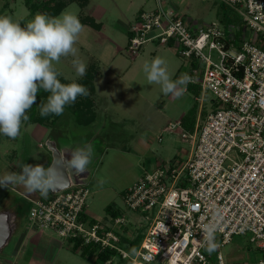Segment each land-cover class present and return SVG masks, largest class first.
Listing matches in <instances>:
<instances>
[{"label":"built area","instance_id":"2783aa9c","mask_svg":"<svg viewBox=\"0 0 264 264\" xmlns=\"http://www.w3.org/2000/svg\"><path fill=\"white\" fill-rule=\"evenodd\" d=\"M222 1L239 9L242 29L218 20L188 24L162 0L129 23V56L148 42L177 46L190 60L187 74L194 82L189 84L213 92L219 105L201 111L192 132L180 120L168 124L167 130L179 125L182 136L190 138L186 158L146 170L124 192L128 209L151 213L137 255H126L130 249L123 246L128 227L123 211L105 219L88 213L87 185L35 199L30 227L51 230L73 244L78 240L80 250L94 245V258L109 251L100 264H209L214 254L217 264H236L221 251L236 234H250L263 250L256 264L264 261V0ZM214 221L222 229L216 233L220 247L209 255L202 229Z\"/></svg>","mask_w":264,"mask_h":264},{"label":"rangeland","instance_id":"374dc122","mask_svg":"<svg viewBox=\"0 0 264 264\" xmlns=\"http://www.w3.org/2000/svg\"><path fill=\"white\" fill-rule=\"evenodd\" d=\"M4 1L9 3L4 7L3 1L0 0V9L3 10L1 12L20 22L22 27L32 20L37 13H41L40 10H33L31 13L32 10L24 0ZM162 2L165 7H170L181 14L188 24L199 25L218 20L223 26L232 25L238 30L242 29L244 25L243 15L239 9L222 0H162ZM157 3L158 0L143 2L144 10L156 8ZM136 6L134 3L131 4L129 0H118L117 2L113 0H91L84 7H81L78 2H73L63 12L67 11L76 15L93 13L98 16L103 11L99 8L101 7L107 10H104V13L111 10L112 16H116L118 13L121 14L122 9L124 14L121 21L127 23L128 18L135 15ZM144 10H140L137 17ZM90 31L96 33L93 27L86 26L75 45L78 49L79 58L87 64L94 56L98 59L99 49L101 52L99 56L103 60H108L114 52L113 49L109 51L106 48L102 53L101 45L92 43L90 37L88 40L85 37ZM103 32L107 33L104 30ZM248 33L252 34L251 31ZM214 55H216L215 51ZM157 56L166 61L167 70L172 80H176L181 74L190 71V60L181 56L178 47L172 44L160 45L155 41L148 42L137 57L129 56L124 51L121 54L124 64L136 60L134 63L136 72L134 73L132 70L133 79L131 80L127 72L122 73L124 75L122 78H114L108 82L106 79L99 81V90L112 96V107L115 108L112 110V115L103 114L98 123L93 120L89 123H80L65 108L63 115H60L50 126L53 130L52 136L59 141L75 142V140H82L85 145H93L94 153L91 163L88 165L89 179L86 184L90 188V195L86 204L87 211L92 217L98 219H105L106 207L110 204L123 211L128 216L127 237L125 236L123 239L125 243L123 246L128 249L130 247L127 243L133 238L138 236L142 238L144 235L149 223L146 216L151 215V213L128 209L123 199L124 191L146 170H151L169 159L184 160L186 158L191 148L190 138L182 136L179 125L172 131L166 130L165 127L168 124L189 114L190 110L195 109L197 116L204 109L210 110L219 106L213 92L208 90L203 93L198 85L197 90H186L177 99L171 94H163L160 85L149 84L143 71V65L146 61L150 62ZM72 59V56L62 57L55 67L61 75L63 74L72 82L80 83L83 81V77L77 76L75 70L67 68V64L72 63ZM101 68L104 77L110 76L106 67L102 65ZM136 89L139 90L138 92H143L144 98L136 93ZM120 105H124L123 107L128 109L130 113L117 111L116 109ZM139 106H141V110H139ZM21 128L20 136L14 139L18 143V150L14 156L16 163L13 168L14 172L18 173L21 172L19 164L37 165L43 161L46 151L51 152L47 144V136L34 135L30 130L31 127ZM0 137L5 138V142L8 140L2 134ZM8 145L10 146L9 142ZM99 179L105 181L102 186L98 183ZM14 201L18 202L20 210L19 224L0 255L10 252L15 245L16 237L26 230V226H30L28 202L22 197L16 196L15 192L7 187L0 191V207L6 202ZM47 232L54 238L53 245L48 251V257L53 259L52 264H99L95 262L94 256L86 258L78 253L77 249H74L72 241L59 237L51 230H47ZM221 251L226 260L236 264H256L263 253L261 248L250 241V234L234 235L229 243L221 247ZM45 263L49 264V260L47 259ZM120 264H126V262L122 261ZM209 264H217L216 254L210 258Z\"/></svg>","mask_w":264,"mask_h":264},{"label":"clouds","instance_id":"9594fccd","mask_svg":"<svg viewBox=\"0 0 264 264\" xmlns=\"http://www.w3.org/2000/svg\"><path fill=\"white\" fill-rule=\"evenodd\" d=\"M85 27L76 14L67 11L55 17L37 13L23 27L11 16L0 15V134L13 140L20 136L22 123L30 119L27 111L41 90L49 93L39 105L42 117L63 115L66 105L75 103L78 96L89 95V90L80 83H62L58 79L61 73L55 67L62 57L72 56L77 76L86 74L87 65L75 47ZM143 71L149 84L160 85L163 94L177 99L194 82L187 73L172 80L166 61L159 56L146 61ZM70 153L71 159L57 157L47 167L21 163L18 165L21 172L0 176V187L21 186L28 194L38 193L47 199L66 184L63 169L74 170L77 175L88 170L94 147L86 144L74 147ZM104 182L98 180L101 186ZM221 230L215 221L203 226L202 238L209 255L220 247L216 233ZM126 255L136 256L137 249L132 247Z\"/></svg>","mask_w":264,"mask_h":264},{"label":"crops","instance_id":"0c3cea01","mask_svg":"<svg viewBox=\"0 0 264 264\" xmlns=\"http://www.w3.org/2000/svg\"><path fill=\"white\" fill-rule=\"evenodd\" d=\"M3 1L4 7L7 6V2ZM35 1H40V0H35ZM89 2L91 0H88ZM86 2V4L88 3ZM113 1H118V0H113ZM130 3L136 4L137 8L135 11V15L131 18H128L127 23H123L121 21L122 15L124 14V11L121 9V14L118 13L116 16H112L113 12L111 10H108V12L104 13V10L107 11L106 9H103L99 7L102 12H98L99 15L96 16L93 13L88 14V13H79L77 16H84V15H91L96 22L99 23V27H93L89 24H83L86 26H91L93 29L96 30V33L94 31H90L89 34H87L85 37L88 38L90 37L91 40L93 41L92 43H98L102 47V53L103 51L107 48V50L113 49V54L108 60H103L101 58V52L98 49V59L94 56L92 57L89 62L86 64L88 66H94L95 68V75H94V84H95V94H94V104H93V111H94V122H99V118L103 114H108L112 115V110L115 109L112 107L113 104V99L111 95H108L102 91L99 90V81H103V79H106L107 82L109 80H113L114 78H122L124 77L123 74L127 73L129 74V77H131V80L133 79L132 74L136 72L134 67V63H136V60H133L132 62H126L124 64V59L121 57L122 52H126V45L128 43V29H129V24L130 22L134 21L137 17V14L140 10H144V4L143 2L148 1V0H129ZM73 2H78L77 0L72 1ZM71 3L67 4L63 10L57 15L59 16ZM79 3V2H78ZM85 4V5H86ZM84 5V6H85ZM118 5V4H117ZM81 7H84L80 5ZM0 9V15H4ZM33 13V12H31ZM128 24V25H127ZM127 26V27H126ZM108 28V29H106ZM106 31L107 33L105 34ZM121 38V39H120ZM156 43V42H155ZM158 44V43H157ZM111 47V48H109ZM143 48V47H142ZM142 50V49H141ZM139 55V54H138ZM137 55V56H138ZM126 56V55H124ZM136 56V57H137ZM102 65L108 69V77H104L103 74V69L101 68ZM67 68L71 70H75L72 63L67 64ZM131 68V69H130ZM130 69V70H129ZM134 71V73L132 72ZM123 73V74H122ZM63 75V74H62ZM64 76V75H63ZM66 79H68L66 76H64ZM70 80V79H68ZM71 81V80H70ZM192 85V84H190ZM189 85V86H190ZM187 91L190 89L187 88ZM136 93L144 98L143 92H138L139 90H135ZM137 95V96H138ZM132 104V102H129V104ZM124 105H120L119 108L116 110H120L123 113H130L128 109L123 107ZM134 106V104H133ZM135 107V106H134ZM141 106H139L140 108ZM138 108V109H139ZM135 110V108H133ZM140 108L139 110H141ZM138 110V111H139ZM125 115V114H124ZM198 117V115H197ZM196 117V119H197ZM180 120V119H178ZM177 120V121H178ZM93 122V123H94ZM22 127L24 128H30L32 130L33 134L36 136L42 137L43 135L47 136H52V129L49 125H44L41 123H22ZM196 124V122H195ZM167 127V126H166ZM165 129L167 130V128ZM22 129V128H21ZM5 138L0 137V176L5 175L6 173L9 172H14L15 163L14 162V156L17 153L18 150V143H16L13 139H10L7 137V141L10 143V146L8 145V142L4 140ZM56 139V138H55ZM57 140V139H56ZM59 141V140H57ZM43 146V145H41ZM50 151H46L43 157V161L39 163L40 165H43L44 167L49 166L51 164L53 156ZM187 156V155H186ZM16 160V158H15ZM18 173V172H17ZM140 177V176H139ZM138 177V178H139ZM136 178L134 182L138 179ZM6 187H0V191L4 190ZM8 189L12 190L15 192L16 196L22 197L28 202V209H30L31 205L33 204V201L37 198H40L38 193L34 194H28L25 189L21 186L17 185H9L7 187ZM125 192V191H124ZM51 194V193H50ZM18 201V200H17ZM6 202L3 206L0 207L1 210L9 209L11 211H14L16 213V219L15 222L17 223L16 227L19 224V206L18 202ZM111 205V204H110ZM113 209H115L118 213V211H121L119 208L114 207L111 205ZM109 214V213H108ZM26 230L20 235H18L15 239V245L13 249L10 252H7L6 254L0 255V264H48L45 263L47 259L49 260V264L53 263V259L48 257V251L51 249V246L53 245V236L47 232L46 229H37V228H32L29 225L26 226ZM12 238V236H11ZM10 238V239H11ZM77 252L80 253V249L77 248Z\"/></svg>","mask_w":264,"mask_h":264},{"label":"trees","instance_id":"16d2710c","mask_svg":"<svg viewBox=\"0 0 264 264\" xmlns=\"http://www.w3.org/2000/svg\"><path fill=\"white\" fill-rule=\"evenodd\" d=\"M25 3L30 7L32 10H40L42 14H47L49 16L55 17L57 16L63 8L71 3L74 0H42L40 2H37L35 0H24ZM80 5L84 6L88 0H77ZM79 19L82 24H89L93 27H99V23L95 21V19L91 15H84V16H79ZM57 69V68H56ZM58 71V69H57ZM94 75H95V68L94 66H88L86 69V74L83 76V81L80 82V84L84 85L88 90H89V95L88 96H78L75 103L66 105L65 108L73 115L75 116V119L77 122H85L89 123L92 120H94L95 115L93 111V104H94V94H95V84H94ZM58 79L62 83H71L72 81L66 79L63 75L58 76ZM190 85V84H189ZM187 88L193 89H198L197 84H192ZM49 93L43 92V90L39 91L37 94V99L36 102L33 104L32 108L27 111V115L30 117L26 123H41L44 125H49L53 124L57 118L60 116L56 115H49L47 117H42L40 115V110H39V105L42 101H46L47 96ZM196 111L190 110L189 114L184 115L180 119V124L181 126L187 130L192 132L195 127V122H196ZM107 213L116 215L117 211L112 208L111 205H108L106 207ZM124 239V238H123ZM141 237H136L133 238L132 241L129 242L130 244V249L132 247L137 248L139 243H140ZM79 241L77 240L74 243V249H77L79 247ZM96 252V247L94 245H83L80 251V254L86 258H89L93 256ZM109 251H98L96 253L95 262L97 263H102L104 262L108 257H109Z\"/></svg>","mask_w":264,"mask_h":264},{"label":"water","instance_id":"95a60500","mask_svg":"<svg viewBox=\"0 0 264 264\" xmlns=\"http://www.w3.org/2000/svg\"><path fill=\"white\" fill-rule=\"evenodd\" d=\"M47 144L52 152V162L59 158L71 159L70 150L74 147L83 146L82 140H75V142H64L57 141L53 136H49ZM51 162V163H52ZM66 184L60 188L58 191L64 190L66 188L77 186V185H86L89 179V171L87 170L85 173H81L77 175L74 170L63 169ZM16 213L9 209L0 211V253L3 247L9 242L11 236L13 235L17 223L15 222Z\"/></svg>","mask_w":264,"mask_h":264}]
</instances>
